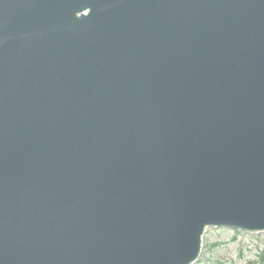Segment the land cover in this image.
Masks as SVG:
<instances>
[{
    "label": "water",
    "instance_id": "95a60500",
    "mask_svg": "<svg viewBox=\"0 0 264 264\" xmlns=\"http://www.w3.org/2000/svg\"><path fill=\"white\" fill-rule=\"evenodd\" d=\"M264 230V0H0V264H191Z\"/></svg>",
    "mask_w": 264,
    "mask_h": 264
},
{
    "label": "rangeland",
    "instance_id": "374dc122",
    "mask_svg": "<svg viewBox=\"0 0 264 264\" xmlns=\"http://www.w3.org/2000/svg\"><path fill=\"white\" fill-rule=\"evenodd\" d=\"M264 230L247 232L208 226L201 255L193 264H264Z\"/></svg>",
    "mask_w": 264,
    "mask_h": 264
}]
</instances>
